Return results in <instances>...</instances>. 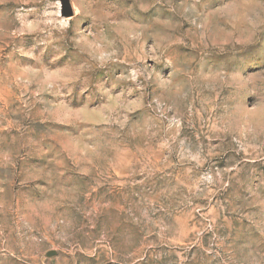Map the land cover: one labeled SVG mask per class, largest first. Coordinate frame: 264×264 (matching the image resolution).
I'll use <instances>...</instances> for the list:
<instances>
[{
	"label": "rangeland",
	"instance_id": "374dc122",
	"mask_svg": "<svg viewBox=\"0 0 264 264\" xmlns=\"http://www.w3.org/2000/svg\"><path fill=\"white\" fill-rule=\"evenodd\" d=\"M0 264H264V0H0Z\"/></svg>",
	"mask_w": 264,
	"mask_h": 264
}]
</instances>
